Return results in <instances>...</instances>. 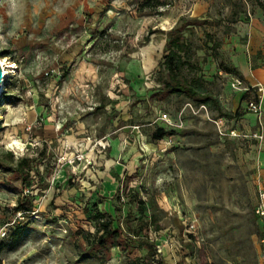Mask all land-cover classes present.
Here are the masks:
<instances>
[{
  "label": "rangeland",
  "instance_id": "rangeland-1",
  "mask_svg": "<svg viewBox=\"0 0 264 264\" xmlns=\"http://www.w3.org/2000/svg\"><path fill=\"white\" fill-rule=\"evenodd\" d=\"M143 1L0 0V58L16 65L0 97V264H98L80 258L94 231L88 216L113 214L109 199L126 174L164 227L151 233L164 260L156 264H264L256 215L264 144L227 135L258 128L257 115L255 123L246 117L256 90L234 88L236 75L209 58L210 90L240 117L199 111L187 98H151L166 45L161 31L183 16L220 22L207 29L233 65L231 48L247 43L254 24L264 38V0H239L245 13L237 24L225 0H173L163 15L140 14ZM229 27L235 32L226 34ZM159 128L175 134L156 142ZM7 152L36 160L29 180ZM19 199L32 213L15 212ZM18 226L26 231L15 240ZM137 246L133 255L146 254ZM107 264L126 261L115 249Z\"/></svg>",
  "mask_w": 264,
  "mask_h": 264
},
{
  "label": "trees",
  "instance_id": "trees-1",
  "mask_svg": "<svg viewBox=\"0 0 264 264\" xmlns=\"http://www.w3.org/2000/svg\"><path fill=\"white\" fill-rule=\"evenodd\" d=\"M225 1L231 9L228 19L233 24H237L240 16L245 13L244 5L239 0ZM172 2L173 0L170 2L169 0H145L139 5L138 11L140 14L148 11L163 15ZM258 6L264 13V5L259 3ZM207 25L220 26L221 24L204 17L183 16L172 29L161 31L166 36V45L163 59L156 72L155 82L158 87L152 90L151 98L158 100H167L173 96L187 98L199 106L211 107L220 117L238 118L241 115L232 114L223 108L219 99L210 90L213 82L207 80L204 74L203 66L211 58L217 63L219 70L243 79L236 67L230 65L226 60H221L223 40L209 32ZM234 32L235 30L230 27L225 31L226 34ZM144 42H150V36H146ZM201 52H204L203 57L200 55ZM253 100H258V95ZM174 134L173 131L159 128L153 138L157 142ZM253 141L258 142L256 139ZM6 155L14 163L15 171L21 175L22 180H29L32 165L36 160L28 156L14 159L11 152H7ZM131 181L132 176L126 174L122 181L123 186L119 185L116 194L109 199L113 214L99 209L91 215L89 214L88 217L93 224L94 231L88 232L89 238L86 240V246H81L80 258L93 259L98 264H107L111 260V254L117 249L124 257L126 264H156V257H159L160 263H163L164 260L160 258L161 253L155 241L152 240L151 233L158 234L164 230V227L157 212L151 208L150 202L140 196V191L131 185ZM121 186L123 187L122 191ZM53 203L54 200L49 204L50 209L53 207ZM148 205L150 210H148ZM32 211L33 207L28 206L26 201L18 200L15 212L30 214ZM258 218L260 217L258 216ZM122 219H125L126 223ZM260 220L264 228V221L261 218ZM25 231V226H18L14 239L19 240ZM263 237L264 230L258 241L260 242ZM133 243H137L139 249H146V254L133 255ZM261 245L264 247V244Z\"/></svg>",
  "mask_w": 264,
  "mask_h": 264
},
{
  "label": "crops",
  "instance_id": "crops-1",
  "mask_svg": "<svg viewBox=\"0 0 264 264\" xmlns=\"http://www.w3.org/2000/svg\"><path fill=\"white\" fill-rule=\"evenodd\" d=\"M256 27L257 25L254 24L250 32L249 40L245 45L237 41L235 44L237 48L235 50L231 48L230 60L233 66L241 72L243 82L250 88L255 89L257 92L256 96H259L262 110V133L264 135V38L259 40L260 34ZM259 88L262 89L261 92H258ZM253 115L255 114H247L246 117H249L253 123H255ZM221 119L224 122L226 121L223 118ZM258 129L259 128H255L251 133L256 132ZM262 142L264 144V139Z\"/></svg>",
  "mask_w": 264,
  "mask_h": 264
},
{
  "label": "built area",
  "instance_id": "built-area-1",
  "mask_svg": "<svg viewBox=\"0 0 264 264\" xmlns=\"http://www.w3.org/2000/svg\"><path fill=\"white\" fill-rule=\"evenodd\" d=\"M243 80L239 77H233L232 79V86L236 89H245V90H249V88H244L243 87ZM262 89L259 88L258 89V92H261ZM248 110L252 113V114H255L257 115L258 117V130L256 132H253V133H249V134H245V135H242V134H239L237 133L235 130H232L230 132V134H227L228 136L230 137H248V138H251V139H256L258 140L259 142L263 141L264 139V135L262 133V122H261V113H262V110H261V104L259 102V96H258V100H251L248 104ZM199 111H206L207 112V106L206 105H200L199 106ZM224 123V121L222 119L216 121V124L217 126H221L222 124ZM221 134L222 135H226V133H224L222 130H220ZM256 214L264 221V190L261 189L260 192H259V203H258V206L256 208ZM260 244H264V237L260 240Z\"/></svg>",
  "mask_w": 264,
  "mask_h": 264
},
{
  "label": "bare ground",
  "instance_id": "bare-ground-1",
  "mask_svg": "<svg viewBox=\"0 0 264 264\" xmlns=\"http://www.w3.org/2000/svg\"><path fill=\"white\" fill-rule=\"evenodd\" d=\"M0 64L3 68L4 71V77L7 79L9 78L13 73H15V63L14 62H9V59L7 57L0 58ZM4 89V86H2Z\"/></svg>",
  "mask_w": 264,
  "mask_h": 264
},
{
  "label": "water",
  "instance_id": "water-1",
  "mask_svg": "<svg viewBox=\"0 0 264 264\" xmlns=\"http://www.w3.org/2000/svg\"><path fill=\"white\" fill-rule=\"evenodd\" d=\"M5 79L6 78L4 77V71H3V68H2V66L0 64V97H1V95L3 93L2 86H3V83L5 82Z\"/></svg>",
  "mask_w": 264,
  "mask_h": 264
}]
</instances>
